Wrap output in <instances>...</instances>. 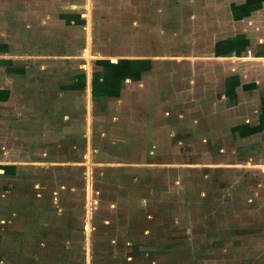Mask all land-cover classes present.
Masks as SVG:
<instances>
[{"label":"rangeland","instance_id":"374dc122","mask_svg":"<svg viewBox=\"0 0 264 264\" xmlns=\"http://www.w3.org/2000/svg\"><path fill=\"white\" fill-rule=\"evenodd\" d=\"M0 2V264H264L255 2Z\"/></svg>","mask_w":264,"mask_h":264},{"label":"crops","instance_id":"0c3cea01","mask_svg":"<svg viewBox=\"0 0 264 264\" xmlns=\"http://www.w3.org/2000/svg\"><path fill=\"white\" fill-rule=\"evenodd\" d=\"M0 1H2V0H0ZM263 1L264 0H257V1L252 0V2H255V3H253V5L250 8V9H252V11L248 12L250 15L245 17L244 19H250V17H251V19H264V13L262 11V8H264V4H263L264 2ZM117 3L119 4L120 2H117ZM7 9H8L7 6L4 7L3 3L0 2V19H4L3 16L7 17L9 15ZM243 15L245 16V15H247V13L246 14L244 13ZM226 31H228V30L226 29ZM241 32L244 33L245 31L243 30ZM8 35H9V32L4 31V28L0 27V38L4 39V36L6 37ZM227 37H228V34H227ZM5 46L3 43L0 44V105L9 104L11 97H14V96L10 95L11 92H10L9 77H8L9 68H8V66L3 65L4 62H6L5 64H7V62H9L8 56H10V54H11L8 52L7 49H5V50L3 49ZM230 50H231V52H230L231 54L234 53L233 43H232V48ZM118 60H120V61L118 62L117 66L115 65L113 67L116 69H119V71L122 73L121 78L126 79L128 81H131V80L138 81L140 79L139 70L137 69L135 72L134 70L131 69L132 66L130 65L128 58H125V57L121 58L120 57V58H118ZM18 61H19V59H17V62ZM249 63L250 62H248V64ZM212 66H214V65H212ZM253 70H255V68ZM17 71H18V69H17ZM4 72H5L6 76H4ZM250 72L252 73V71H250ZM4 77H5V79H4ZM16 87H17V101H18L19 100V87L18 86H16ZM252 108H253V106L251 107V109ZM258 113H260V111H258ZM17 114H18V112H17ZM226 114H228V113H226ZM242 116H244V115H241V117ZM259 117H260V115H259ZM1 120H4V119L2 118ZM258 133H260V131ZM255 151H257L256 155L260 156L261 159H264V144L261 145L260 147L258 146V148Z\"/></svg>","mask_w":264,"mask_h":264},{"label":"bare ground","instance_id":"6f19581e","mask_svg":"<svg viewBox=\"0 0 264 264\" xmlns=\"http://www.w3.org/2000/svg\"><path fill=\"white\" fill-rule=\"evenodd\" d=\"M89 183V182H88ZM90 186V185H89Z\"/></svg>","mask_w":264,"mask_h":264}]
</instances>
